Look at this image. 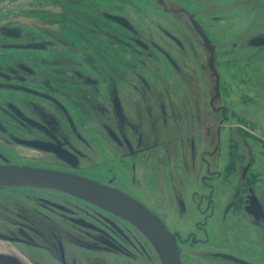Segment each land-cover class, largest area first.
I'll list each match as a JSON object with an SVG mask.
<instances>
[{
  "label": "rangeland",
  "instance_id": "374dc122",
  "mask_svg": "<svg viewBox=\"0 0 264 264\" xmlns=\"http://www.w3.org/2000/svg\"><path fill=\"white\" fill-rule=\"evenodd\" d=\"M163 1L0 0V163L133 192L170 230L201 240L182 246L184 264H264V0ZM39 196L51 195L1 191L0 232L22 212L37 243L59 237L68 262L158 264L128 226L127 256L96 252L82 230L106 215L54 214ZM207 197L205 235L196 205ZM21 250L24 264H58Z\"/></svg>",
  "mask_w": 264,
  "mask_h": 264
},
{
  "label": "flooded vegetation",
  "instance_id": "af4514ba",
  "mask_svg": "<svg viewBox=\"0 0 264 264\" xmlns=\"http://www.w3.org/2000/svg\"><path fill=\"white\" fill-rule=\"evenodd\" d=\"M156 1H157L158 6L163 7V8L165 7V4L160 5L158 3V0H156ZM163 3H164V1H163ZM174 43L177 44L176 42H174ZM223 115H224V113L222 114V116ZM15 119L19 123H21L25 126H28V124L26 122H24L22 119H20L18 117H15ZM29 127H31V126H29ZM46 136H49V134H47ZM2 165L26 166V165H22V164H10V163H5V162L0 163V166H2ZM249 166L246 168L247 171H246L245 177L242 181V184H244L245 181L247 180L246 177L248 176ZM26 167H31V166H26ZM243 168H242V170H243ZM44 169H46V168H44ZM48 169L66 172V173L78 175V176L83 177V178L90 179V180L95 181L97 183H100L106 187H109L111 189H115V190L133 198L137 202H139L146 209H148L150 212L155 214L164 223L165 227L170 232V234L175 236L176 246H177V249L179 252L180 264H184L182 246L184 244L194 246V245L199 244V242H201V240H197L195 238L194 233H190L185 238H182L179 233L170 230L167 227L164 219L160 215L155 213V211L146 207L145 204H143L141 201H139V198L135 194H133V192H131L133 194L132 195L130 192H128L126 190H120V189L112 186V184H110V182L104 183V181H100L98 179L79 175L78 173H73L72 171L54 169V168H51V169L48 168ZM244 185L247 186L246 184H244ZM7 190H23V191L29 190L31 192L32 191L38 192V193L41 192L43 194L45 193V194L51 195V196H45V197H40V196H44V195H40L39 197H37V199H39L43 203V204L42 203L41 204L46 208L45 209L46 211L53 212L54 214L59 213V214L65 215V214H63L64 212L77 214V212H74V208H80V205H82L84 207H88L91 210H93L95 214H96V211H100V213H102L103 215H106V217L103 216L101 218L102 220H100V218L97 220V218L95 217V219L100 224V225H98L99 227L94 225L96 223V222H94V223H90L91 224L90 226H88V227H86V229L82 230L86 234L85 237H88L86 239L87 240L86 242H88L87 245H89L96 252L105 253V254L116 253V254H120L122 256H127V254H128L127 251L125 249H123V247H122V243L126 244L128 241V236L126 235V233L124 231V228L126 229V226L132 228L134 231H136L138 234H140L143 237V235L139 231H137L133 226H131L126 221H124V220L112 215L111 213L104 211V210H102V209H100V208H98L92 204H89L83 200L75 198L73 196H70V195L55 191V190H51V189H37V188H28V187H20V188L3 187V188H0V192L1 191H7ZM48 197H53V198L59 199L61 203L55 201V199L51 200ZM246 197H247V194H244V199ZM202 205H203V209H201ZM196 208L199 211V213H201L202 220H203L201 223L196 224L197 232L205 234L204 226L206 224V221L211 217L212 201L210 200L209 197H207L206 199L201 198L199 200V202H197ZM254 209H255V206H254ZM16 216H17L16 221L13 223L15 230L14 229L13 230H7L5 233L0 232V234H2V236H3L2 240H0V242L4 243L6 245H9L8 247H6V245H2L5 248L0 249V264H24L23 261L18 258V255H21L22 258L23 257L26 258L25 255L23 254L21 248H30L32 250L44 249V250H46V252L49 255L56 254V257L54 255H53V257L57 258L56 260H57L58 264H75L73 262H68V260H67L68 254L66 255L65 248H63L62 244L60 243L59 237H56V239L58 241L55 239L54 242L50 243L49 245L39 244L36 242L34 237H37L38 235H40V230L36 226V222L33 219V217H31L28 214H24L22 212L18 213ZM45 217H47V215ZM111 220H113L115 222L116 226H115L114 222ZM260 220H262V219H260ZM259 221H257V222H259ZM262 222H264V221H262ZM255 224H257L256 221H255ZM76 227L74 226V228H76ZM45 229H46L45 232L47 233L48 232L47 227H45ZM56 231L58 233H60V230L57 229ZM81 237H82V235H81ZM78 239L80 241H82L81 238H78ZM72 240H74L73 237H72ZM204 241H206V240H204ZM108 244L114 245V246H112L113 248L111 246H109ZM151 248H152V246H151ZM152 250L154 251L155 256H157L155 250L153 248H152ZM157 259L159 261L158 264H161L158 256H157ZM219 260H223V259L219 258ZM228 261L230 263L232 262L231 264H242V262L247 263V264H257V263L251 262L249 260L241 259L237 255L236 256L228 255ZM30 264H34L33 261L30 260Z\"/></svg>",
  "mask_w": 264,
  "mask_h": 264
},
{
  "label": "water",
  "instance_id": "95a60500",
  "mask_svg": "<svg viewBox=\"0 0 264 264\" xmlns=\"http://www.w3.org/2000/svg\"><path fill=\"white\" fill-rule=\"evenodd\" d=\"M158 3L164 4L163 0ZM112 21L126 27L118 18ZM3 187L51 189L83 200L133 226L155 250L161 264H180L175 236L164 223L139 202L115 189L66 172L15 165L0 166V188Z\"/></svg>",
  "mask_w": 264,
  "mask_h": 264
}]
</instances>
